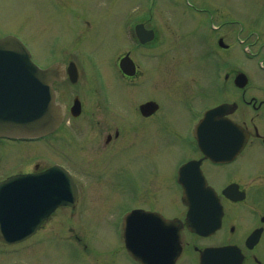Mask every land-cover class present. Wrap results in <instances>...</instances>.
Masks as SVG:
<instances>
[{"label":"flooded vegetation","instance_id":"flooded-vegetation-1","mask_svg":"<svg viewBox=\"0 0 264 264\" xmlns=\"http://www.w3.org/2000/svg\"><path fill=\"white\" fill-rule=\"evenodd\" d=\"M152 18L153 13L145 21H134L126 34L128 44L124 45L128 49L104 74L98 70V76L91 79L102 82L100 91L92 87L83 92L89 81L82 83L78 78L71 83L67 76L54 84L65 113L64 122L56 131L36 139L0 137V181L38 173L55 164L69 170L61 161L50 160L48 153L70 145L71 155L60 156L71 157L74 165L82 163L80 169L92 163L89 167L95 171L74 174L69 170L78 187L77 200L72 207L56 209L41 228L62 208H69L74 216L78 207L87 211L99 205L120 213L125 264H141L126 248L125 227L134 228L139 236L137 241L148 247L168 233L164 225L170 223L177 226L180 240L174 264H264V76L255 88L249 86L248 75L236 68L235 60L228 56L235 38L227 29L211 39L209 57L215 55L217 75L208 82H202L201 77H195L198 81L174 77L161 85L163 82H157L144 68L148 63L153 71L151 62L139 60L135 54L152 49L159 41L157 30L149 26ZM137 25H143L145 39L152 30V39L142 43L136 35ZM250 36L255 37L248 33L244 40L254 49L260 37L249 40ZM126 55L134 64L132 75L120 68V60ZM259 57L264 75V38L248 54L250 59ZM241 72L246 75L243 87L237 78ZM142 73L146 80L138 82ZM146 84L162 98L140 101V97L129 108L116 97L124 106L119 107L108 93L110 88L116 95H131L137 90L126 92V87L139 89ZM208 86L215 90L214 95ZM76 98L80 107L72 110ZM150 102L155 109L144 115L141 106ZM217 107H221L220 114L211 115L206 124H200L205 114ZM145 132L150 138L159 132L161 140L148 144L143 140ZM87 142L89 156H82L81 148ZM32 143L43 144L39 156L31 154ZM37 157L50 161L41 164ZM100 163L106 164L105 170L98 168ZM110 166L124 175L120 187L112 186L111 181L110 186L98 188L99 193L90 194V204L88 194L92 189H85L84 194L77 175L103 180L98 176L109 172ZM132 212L136 213L129 215ZM74 238L80 240L78 236ZM0 245L10 246L3 242ZM85 260L97 261L91 257Z\"/></svg>","mask_w":264,"mask_h":264},{"label":"rangeland","instance_id":"rangeland-1","mask_svg":"<svg viewBox=\"0 0 264 264\" xmlns=\"http://www.w3.org/2000/svg\"><path fill=\"white\" fill-rule=\"evenodd\" d=\"M72 13H75V18H72ZM152 13L149 26L155 27L159 41L153 44L152 49H143L135 54H138L137 59L151 62L153 71L148 63L144 68L149 75L156 77L157 82H163L161 85L174 77L182 80L201 77L202 82H208L217 75L215 55L209 57L211 39L227 29L235 38L233 49L228 53L235 60V67L248 75L252 88L262 80L260 57L250 59L248 54L264 38V0H0V37L12 35L19 38L40 67L72 59L80 70L79 81H89L83 92L90 91L92 87L100 91L102 82L91 79L98 76L97 70L104 74L108 66H112L128 49L124 45L128 44L126 34L130 33L134 21L140 18L145 21L144 18ZM248 33L260 37L254 49L249 48L244 40ZM208 41L210 43L207 44ZM204 45L207 48L202 49ZM213 49L219 54L217 46ZM143 80H146L145 73L138 82ZM145 86L139 89L126 87V92L137 90L131 95H116L110 88L108 93L119 107L129 108L134 107V102L140 97V101L162 98L149 84ZM207 89L210 94H215L210 86ZM116 97L123 99L125 105ZM143 140L150 144L152 140L160 141L161 137L157 132L154 138L153 135L150 138L145 132ZM40 144L30 145L31 154L39 156L42 153L39 148L43 144ZM48 144L47 148L50 147ZM89 147L88 142L82 146V156H89ZM70 148V145H65L62 151L58 147L60 152L49 150L48 156L52 161L64 163L74 174L95 171L89 167L92 163H86L80 169L78 166L82 163L75 162L74 165L70 162L71 157L60 156L61 153L71 155ZM36 159L41 164L50 161ZM98 168L105 170L106 164L100 163ZM77 178L84 194L85 189H92L88 194L90 197L94 192L99 193L98 188L110 186L111 181L112 186L119 188L124 175L110 166L109 172L98 176L103 180L94 181L96 177L90 180L87 174L77 175ZM92 202L93 197H90L89 203ZM78 208L74 216L69 208L60 209L40 231L23 243L11 247L0 245V264H125L120 213L99 205L87 211L84 207ZM77 235L82 243L74 241ZM85 257L97 261L85 260Z\"/></svg>","mask_w":264,"mask_h":264},{"label":"water","instance_id":"water-1","mask_svg":"<svg viewBox=\"0 0 264 264\" xmlns=\"http://www.w3.org/2000/svg\"><path fill=\"white\" fill-rule=\"evenodd\" d=\"M141 27H137L138 34ZM122 68L132 73V64L122 65ZM66 72L75 82L78 71L73 62L66 70L60 64L40 68L17 37L0 38V136L33 138L54 131L61 124L64 113L53 83L61 80ZM237 78L239 86L246 84L244 74ZM154 109L151 102L141 106L144 115ZM220 109L209 110L200 124H206L211 115H219ZM76 197L77 188L70 174L59 166L1 182L0 240L6 243L25 240L57 207L73 205ZM164 226L168 233L162 237L154 234L161 238L148 247L137 241L139 236L134 228H126L127 247L142 264H174L180 251L178 229L173 223Z\"/></svg>","mask_w":264,"mask_h":264}]
</instances>
